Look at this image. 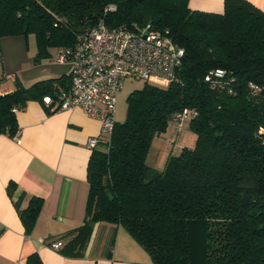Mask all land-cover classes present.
I'll list each match as a JSON object with an SVG mask.
<instances>
[{
	"label": "trees",
	"instance_id": "1",
	"mask_svg": "<svg viewBox=\"0 0 264 264\" xmlns=\"http://www.w3.org/2000/svg\"><path fill=\"white\" fill-rule=\"evenodd\" d=\"M101 18L109 27L167 29L184 53L178 80L132 89L107 145L91 149L84 219L60 250L83 256L94 224L107 222L125 228L153 264H264V11L249 0H223L221 12L188 0H0V38L33 34L39 61ZM214 68L223 76L206 79ZM68 80L16 81L0 94V134L15 138V110L55 96ZM184 107L193 111L186 122L194 143L167 154L162 168L149 164L153 137ZM16 190L9 181L29 234L42 198L30 195L22 206L27 193ZM25 264L42 263L33 252Z\"/></svg>",
	"mask_w": 264,
	"mask_h": 264
},
{
	"label": "crops",
	"instance_id": "2",
	"mask_svg": "<svg viewBox=\"0 0 264 264\" xmlns=\"http://www.w3.org/2000/svg\"><path fill=\"white\" fill-rule=\"evenodd\" d=\"M249 1L264 11V0ZM188 5L223 10V0H188ZM15 116L18 135L0 134V264H25L33 252L42 264H153L148 252L119 224L96 222L83 256H68L60 250L62 245L52 248L38 241L63 244L64 234L82 223L91 151L86 139L99 133L100 122L80 107L50 110L38 99H27ZM191 135L183 134L181 140L192 145ZM153 162L158 164L156 158ZM11 180L17 185L15 196L21 189L27 193L22 206L30 195L42 198L29 234L6 192Z\"/></svg>",
	"mask_w": 264,
	"mask_h": 264
},
{
	"label": "built area",
	"instance_id": "3",
	"mask_svg": "<svg viewBox=\"0 0 264 264\" xmlns=\"http://www.w3.org/2000/svg\"><path fill=\"white\" fill-rule=\"evenodd\" d=\"M112 8L111 5L108 6ZM184 48L176 44L167 29L146 22L135 29L124 26L109 27L101 18L83 33L76 35L74 44L59 49L55 62H68L67 86L59 88L55 96L46 94L43 104L52 109L80 107L92 117L98 118L100 130L88 136L90 149L105 147L115 124L117 94L127 78L167 85L178 80ZM221 68H214L205 76H223ZM193 111L182 108L173 115L174 130L186 121ZM42 244L59 248L62 241Z\"/></svg>",
	"mask_w": 264,
	"mask_h": 264
},
{
	"label": "rangeland",
	"instance_id": "4",
	"mask_svg": "<svg viewBox=\"0 0 264 264\" xmlns=\"http://www.w3.org/2000/svg\"><path fill=\"white\" fill-rule=\"evenodd\" d=\"M36 52L33 34L24 36L22 34L4 35L0 38V94L11 91L16 81L27 86L33 81L47 77H58L69 70V63L53 61L58 57L59 50L50 49V56L34 61ZM143 81L127 78L117 94L115 105V119L121 121L126 113V96L134 88L141 86ZM173 120L168 123L166 129L156 134L151 143L147 155V162L155 167L162 168L165 158L169 152L176 153L181 146L187 145V141H182L183 134H192V144L194 134L188 129L187 122L183 121L177 130H174ZM175 131V133H174ZM175 137V140L170 138ZM193 136V137H192ZM170 143L175 145L171 148ZM156 158L158 164H154Z\"/></svg>",
	"mask_w": 264,
	"mask_h": 264
}]
</instances>
